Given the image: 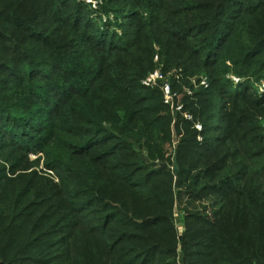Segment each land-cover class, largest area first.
Instances as JSON below:
<instances>
[{
	"label": "trees",
	"instance_id": "obj_1",
	"mask_svg": "<svg viewBox=\"0 0 264 264\" xmlns=\"http://www.w3.org/2000/svg\"><path fill=\"white\" fill-rule=\"evenodd\" d=\"M0 264H264V0H0Z\"/></svg>",
	"mask_w": 264,
	"mask_h": 264
},
{
	"label": "rangeland",
	"instance_id": "obj_2",
	"mask_svg": "<svg viewBox=\"0 0 264 264\" xmlns=\"http://www.w3.org/2000/svg\"><path fill=\"white\" fill-rule=\"evenodd\" d=\"M203 79H205L206 80V83H207V79L206 78H203ZM159 80H161V82L160 83H158V86H162L163 85V87H164V83L162 82V81H165V80H162V79H159ZM234 81H236L235 79H233ZM153 85V84H152ZM152 85H150V87H149V90H151V89H153V90H151V91H157L158 89L156 88V87H154V86H152ZM200 86H202L201 85V83L199 84ZM199 85L198 86H196L195 87V89H199L200 87H199ZM160 87H159V89H160ZM203 87V86H202ZM242 88V87H241ZM193 91V90H192ZM144 92H148L147 90L146 91H144ZM150 92V91H149ZM161 92L163 93V96H164V94H165V91H164V88H162V90H161ZM183 92H185V93H187V94H190V92H191V89H189V88H185L184 89V91ZM173 93V95L175 96V92H172ZM169 95V94H168ZM173 95H172V97H173ZM172 97L171 98H167L166 100H169V110H170V117H171V119L174 121V120H177V118H176V113H178V112H180V104H181V98H182V94L181 93H178L177 95H176V101L177 102H173V100H172ZM221 102L222 101H219V105L221 104ZM183 115L186 117V118H190V114L189 113H187V111L186 112H183ZM198 125V127L199 128H201V126H200V124H197ZM181 126V125H180ZM199 130V129H198ZM176 132H177V130L174 128L173 129V131H172V133H173V142H174V144H176L177 142H178V137H177V135H176ZM172 149H170L169 151H171ZM172 152V151H171ZM40 154L39 153H29V159L30 160H34L35 158H37L38 156H39ZM167 155H170V153H168ZM174 155V154H173ZM173 155H172V157H173ZM172 157H171V161H172ZM168 161V162H166V164L169 166V167H172L171 166V164H170V162L171 161ZM43 160L41 159L40 161H39V164H38V166L39 167H43ZM182 204H183V202H182ZM175 222H176V226L178 227V229H179V231H182V229H183V227H182V216L181 215H179L178 214V211L175 209Z\"/></svg>",
	"mask_w": 264,
	"mask_h": 264
},
{
	"label": "built area",
	"instance_id": "obj_3",
	"mask_svg": "<svg viewBox=\"0 0 264 264\" xmlns=\"http://www.w3.org/2000/svg\"><path fill=\"white\" fill-rule=\"evenodd\" d=\"M159 79H162V75L159 73V71H156L155 73L150 74L144 81H142V83L145 84V85H152V84H155V82L157 80H159ZM235 80L237 81V79H235ZM200 83L205 88L208 86V84L206 83L205 79H201ZM163 88H164V91H165L164 100H165L166 103H169V100H166L167 98H171L172 97L169 84L168 83H164V87ZM196 128L200 129L198 127V125H196Z\"/></svg>",
	"mask_w": 264,
	"mask_h": 264
},
{
	"label": "water",
	"instance_id": "obj_4",
	"mask_svg": "<svg viewBox=\"0 0 264 264\" xmlns=\"http://www.w3.org/2000/svg\"><path fill=\"white\" fill-rule=\"evenodd\" d=\"M145 160H147V159H145ZM152 164H153L154 166L157 165L155 162L152 163ZM159 166L162 167V168H167V167H168V165H167L166 163H160ZM172 168H173L174 170H177V169H178V164H177V161H176V155H175V154H174L173 157H172Z\"/></svg>",
	"mask_w": 264,
	"mask_h": 264
}]
</instances>
